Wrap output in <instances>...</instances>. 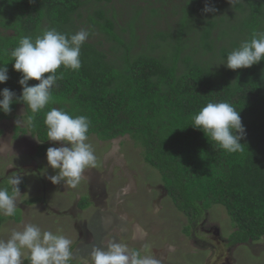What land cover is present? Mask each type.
Wrapping results in <instances>:
<instances>
[{"label":"trees","instance_id":"16d2710c","mask_svg":"<svg viewBox=\"0 0 264 264\" xmlns=\"http://www.w3.org/2000/svg\"><path fill=\"white\" fill-rule=\"evenodd\" d=\"M212 2L218 11L204 14L205 0H0V66L9 75L0 90H12L17 101L9 114L0 112V124L21 107L26 120L31 115L19 101L22 74L11 56L19 39L51 28L66 34L86 29L80 70L57 71L63 78L53 87V102L25 129L40 143L37 157L46 158L51 147L48 110L84 115L89 138L106 143L130 137L144 150L145 162L160 173L190 224L222 206L235 229L230 245L256 244L264 239V60L236 71L215 68V61H226L253 33L264 32V0ZM220 101L241 112V152L227 153L191 127L202 107ZM4 222L0 215V229Z\"/></svg>","mask_w":264,"mask_h":264},{"label":"rangeland","instance_id":"374dc122","mask_svg":"<svg viewBox=\"0 0 264 264\" xmlns=\"http://www.w3.org/2000/svg\"><path fill=\"white\" fill-rule=\"evenodd\" d=\"M115 7L119 8L118 2ZM171 8L169 13H173ZM148 33L143 30V45ZM224 62L215 61V68L221 69ZM25 115L21 107L13 120L0 124V187L11 190L7 179L13 173L22 179L19 186H24L15 215H2L0 239L31 223L72 240L73 264H92L93 247L107 248L113 240L129 251L151 256L158 264H264V239L230 245L235 229L222 206L190 224L165 192L160 173L145 162L144 150L130 137L106 143L90 137L88 143L96 156L91 179H82L76 188L63 182L52 184L48 177L57 170L48 166L47 158L37 157L40 143L31 132L25 133L28 126L16 124L18 119L26 120ZM52 146L59 145L51 142ZM101 188L108 195L107 204L103 198L104 205L98 201L92 205L91 189L96 197L95 192H103ZM83 206L87 209L79 211Z\"/></svg>","mask_w":264,"mask_h":264},{"label":"clouds","instance_id":"9594fccd","mask_svg":"<svg viewBox=\"0 0 264 264\" xmlns=\"http://www.w3.org/2000/svg\"><path fill=\"white\" fill-rule=\"evenodd\" d=\"M233 5L234 0H228ZM218 9L212 0H205L202 13H215ZM89 38V31L81 29L73 34L62 33L55 28L47 29L33 39L24 36L12 50L11 56L16 72L21 73L19 85L22 101L31 115L27 120L18 119V125L34 127L36 114L53 102L52 90L56 81L63 78L57 71H79L81 48ZM264 60V32H255L250 40L243 41L226 57L227 69L236 71L251 68ZM6 65V64H4ZM47 74V75H46ZM9 80L8 68L0 66V84ZM38 81L29 85V81ZM0 112L9 114L16 101V93L8 88L0 90ZM47 141L60 145L49 147L46 152L48 166L57 170L49 176L52 184L63 182L76 188L86 169L95 167L96 156L88 143L90 121L84 115H72L61 108L52 107L45 113ZM193 128L202 131L207 139L227 153L243 151L241 140L246 139V128L241 112L226 101L209 102L192 117ZM51 146V145H50ZM22 179L16 173L8 176L9 188L0 187V215L12 217L17 209V197L21 195ZM165 190V189H164ZM145 235L142 230H137ZM72 240L52 231L42 230L35 224H26L23 230H12L7 239H0V264H23L26 257L30 264H69L73 259ZM92 264H158L151 256L140 251H129L128 247L115 240L107 248L93 247Z\"/></svg>","mask_w":264,"mask_h":264},{"label":"crops","instance_id":"0c3cea01","mask_svg":"<svg viewBox=\"0 0 264 264\" xmlns=\"http://www.w3.org/2000/svg\"><path fill=\"white\" fill-rule=\"evenodd\" d=\"M91 173H93L92 172V169H86V171H85V173H84V176H83V178L82 179H84V180H88V179H91V177L89 176V175H91ZM95 177L93 176V179H94ZM89 182H91V180H89ZM80 195V194H79ZM77 196V195H76ZM79 199H80V196H79ZM104 201H105V203H106V201H107V199H108V195L106 196V197H104ZM95 200H97L98 201V203H100V205H104V202H103V199L102 198H98V195H96V197H95V199H92V205L93 204H95V205H97L98 203H96L95 202ZM107 204V203H106ZM80 206V203L78 202V204H77V207H79ZM79 211H81V212H84L85 210H79Z\"/></svg>","mask_w":264,"mask_h":264},{"label":"flooded vegetation","instance_id":"af4514ba","mask_svg":"<svg viewBox=\"0 0 264 264\" xmlns=\"http://www.w3.org/2000/svg\"><path fill=\"white\" fill-rule=\"evenodd\" d=\"M50 144H51V142H50ZM59 146H60V145H59ZM59 146H58V147H59ZM52 147H54V146H52ZM101 190H103V192H100L99 194H98L97 192H95V193H96V195H98V198H102V199H103L104 197L107 196V194L105 193L106 191H104L103 188H101ZM92 191H93V190L91 189L90 198L95 199V194H92ZM100 195H101L102 197H101ZM95 201H97V200H95ZM95 206H96V205H95Z\"/></svg>","mask_w":264,"mask_h":264}]
</instances>
